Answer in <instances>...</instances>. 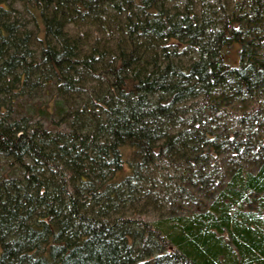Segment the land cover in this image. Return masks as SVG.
<instances>
[{
	"label": "trees",
	"instance_id": "16d2710c",
	"mask_svg": "<svg viewBox=\"0 0 264 264\" xmlns=\"http://www.w3.org/2000/svg\"><path fill=\"white\" fill-rule=\"evenodd\" d=\"M0 264H264V0H0Z\"/></svg>",
	"mask_w": 264,
	"mask_h": 264
}]
</instances>
